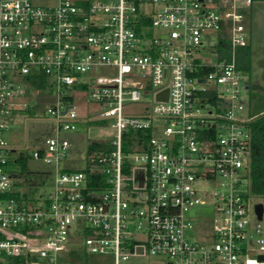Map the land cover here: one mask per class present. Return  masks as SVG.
Wrapping results in <instances>:
<instances>
[{
	"label": "built area",
	"instance_id": "obj_1",
	"mask_svg": "<svg viewBox=\"0 0 264 264\" xmlns=\"http://www.w3.org/2000/svg\"><path fill=\"white\" fill-rule=\"evenodd\" d=\"M251 4L0 0V264H74L70 250L111 253L113 264L153 255L264 264V203L257 218L250 200L249 78L235 62ZM210 32L230 47L214 63L197 57ZM30 89L49 102L47 116L35 115ZM144 94L152 104L125 111ZM78 102L95 103L93 114L80 117ZM20 113L25 130L53 126L28 154L50 167L53 188L27 200L12 195L18 173L8 164L20 151L4 138ZM87 120L108 121L115 134L86 149L84 168L67 167L63 133ZM131 131L143 135L127 141Z\"/></svg>",
	"mask_w": 264,
	"mask_h": 264
},
{
	"label": "rangeland",
	"instance_id": "obj_2",
	"mask_svg": "<svg viewBox=\"0 0 264 264\" xmlns=\"http://www.w3.org/2000/svg\"><path fill=\"white\" fill-rule=\"evenodd\" d=\"M55 1L56 0H31L32 3L42 6L53 5L55 4ZM254 18L255 24L252 39L253 55L251 59L252 67L256 72V78L258 81H251L250 88L246 90L242 89V92L245 93L247 97V108L250 107L252 94H255V100H257L258 103H264V8L256 7ZM217 42L218 39L213 32H210L208 36L203 37V45L199 48L197 57L210 63L216 62ZM240 69L243 73L248 72L242 68ZM38 94L39 93L34 89H30L28 101L30 104L40 102V105L37 104L35 115L43 118L47 116L45 109L49 102L44 98L40 100ZM152 103L151 95L144 94L140 101L125 104V111L130 113L139 111L143 105ZM95 106V103L92 102H78L75 109L78 115L84 118L93 114ZM25 118L26 117L22 113L15 115L11 119V128L4 133V138L12 145L17 143V151H22L28 155L29 151L35 147L37 142L42 141L45 136L52 133L53 126L52 123L43 120L34 122L30 121L28 128L25 130ZM114 134L115 130L110 126L108 121L87 120L79 123L76 131L63 133V135L71 142V147L68 151V159L64 161V165L72 168H84L86 165L85 156L88 142L92 140L110 139ZM8 170L10 172L18 173V178L14 181L12 180L14 186L19 189H32L34 197L39 195L45 196L53 188L51 177L48 175L50 167L40 160L28 157L24 163H14L10 161L8 164ZM21 171L23 172L21 173ZM33 182L35 185H33ZM198 186L207 189L211 185L205 184V182L201 181ZM250 200L251 202L261 201L264 203V198L257 195H252ZM204 209L208 210L209 207L206 206ZM191 213H194V211H191ZM211 216L212 213L209 212L208 219H210ZM197 236L201 238V232L193 231L191 238ZM75 258L76 261L74 264H113V256L111 253L94 254L79 252V256ZM66 260L73 262V257H66ZM143 262L147 264H167V259L161 255H153L144 258Z\"/></svg>",
	"mask_w": 264,
	"mask_h": 264
},
{
	"label": "trees",
	"instance_id": "obj_3",
	"mask_svg": "<svg viewBox=\"0 0 264 264\" xmlns=\"http://www.w3.org/2000/svg\"><path fill=\"white\" fill-rule=\"evenodd\" d=\"M255 2H264V0H252V4ZM216 49L221 56H228L230 47L227 39L222 38L220 44L216 46ZM235 62L237 68L249 71L251 64V50L248 44L236 48ZM208 69L209 68H204V71H207ZM38 84H43V79H40ZM250 86L251 84L249 83L248 88H250ZM255 97V94H252L250 107L248 108L251 119L247 121V126L251 133L249 179L252 194L264 198V103H258L257 100H255ZM26 112L30 114L32 113V109L29 108ZM129 135L131 136H125L127 141H130L132 135L140 136L143 134L141 131H131ZM103 145V141L92 140L87 144V152L92 149H98ZM28 157L29 156L26 153L20 151L19 157L16 158L15 161L16 163H24ZM22 172L23 171H21V173ZM32 191V189L20 190L16 188L12 195L19 200L34 199V193ZM68 253L77 257L79 256L78 250H70Z\"/></svg>",
	"mask_w": 264,
	"mask_h": 264
},
{
	"label": "crops",
	"instance_id": "obj_4",
	"mask_svg": "<svg viewBox=\"0 0 264 264\" xmlns=\"http://www.w3.org/2000/svg\"><path fill=\"white\" fill-rule=\"evenodd\" d=\"M256 7H259V8L262 7V9H263L264 8V2H257V3L255 2V3L251 4L250 7L247 10L248 23L246 25V31H247V36H248V45H249L250 50H251V57L253 55L252 39H253V32H254V30H253L254 29V24H255L254 14H255ZM246 74H247V76L249 78V83L250 84H251V81L252 82L253 81H258V79L256 78V72H255L254 68L252 67V59H251V64H250L249 71L246 72ZM16 145H17V143L15 145H12V146L17 147Z\"/></svg>",
	"mask_w": 264,
	"mask_h": 264
},
{
	"label": "water",
	"instance_id": "obj_5",
	"mask_svg": "<svg viewBox=\"0 0 264 264\" xmlns=\"http://www.w3.org/2000/svg\"><path fill=\"white\" fill-rule=\"evenodd\" d=\"M247 87V85H246ZM161 94H159L160 96ZM254 210L257 215V218H261L262 212H263V204L261 202L255 203ZM261 258V257H260Z\"/></svg>",
	"mask_w": 264,
	"mask_h": 264
}]
</instances>
